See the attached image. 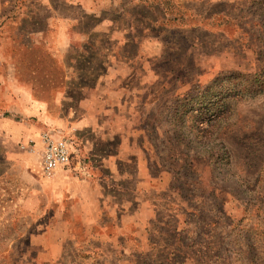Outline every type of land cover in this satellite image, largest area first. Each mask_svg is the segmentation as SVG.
Returning a JSON list of instances; mask_svg holds the SVG:
<instances>
[{"label": "rangeland", "instance_id": "374dc122", "mask_svg": "<svg viewBox=\"0 0 264 264\" xmlns=\"http://www.w3.org/2000/svg\"><path fill=\"white\" fill-rule=\"evenodd\" d=\"M70 1L0 0V119L12 118L19 127L9 134L19 137L28 119L37 121L32 107L44 103L49 113L58 111L64 88L62 114L69 112L79 87L104 69L100 43L120 57L138 54L154 75L142 84L135 124L124 134L145 151L151 175L169 178V200L180 203L172 193L185 199L181 220L188 223L176 237L175 205L163 200L149 225L157 244L130 257L117 242H86L73 218L72 237L45 256L43 235L57 204L40 191V177L49 176L40 151L29 154L16 141L7 155L0 141V264H264V0H97L95 12ZM66 27L83 35L56 47ZM115 31L137 41L117 46ZM63 139L72 158L61 167L76 173L100 164L90 155L99 148L116 152V137L93 141L84 153L76 138ZM115 181L111 195L118 194ZM167 202L175 214L166 211ZM166 241L180 253L162 251Z\"/></svg>", "mask_w": 264, "mask_h": 264}, {"label": "crops", "instance_id": "0c3cea01", "mask_svg": "<svg viewBox=\"0 0 264 264\" xmlns=\"http://www.w3.org/2000/svg\"><path fill=\"white\" fill-rule=\"evenodd\" d=\"M96 1L81 0V3L89 12H95ZM69 2L72 1L69 0ZM103 24L111 28L109 23L103 22ZM125 30L127 31V28ZM62 34L63 37L57 35V39L54 40L56 47L73 43L74 40L71 42V39H79L83 35L67 27L62 30ZM111 40L115 41L117 46H125L129 41H137L133 34L117 31L111 34ZM148 40L150 38L146 39ZM97 49L102 57L101 64L104 69L97 74L91 85L79 87L81 96L74 104H71L69 112L62 114L63 105L60 97L66 89L64 88L58 93V111L49 113L44 103L35 105L32 109L38 117L37 121L28 119L19 137H11L9 134V128L19 127L12 118L0 119V141L5 146L7 155H10L16 141H20L22 147L31 148V152L26 149L29 154H36L35 150L39 151L41 147L39 135L42 132L48 133L53 138L65 137L70 142H75L74 138H76L83 153L91 151L93 141L104 143L111 141L114 137L117 138L115 153L112 154L101 147L96 154H90L100 161V164L94 166L91 172L88 170L76 173L58 167L47 173L49 176L40 177V191L48 202L54 201L57 204V211L53 214L50 229L43 235L46 241L43 249L45 256L59 253L61 242L67 237H72L69 228L73 218H79L81 221L86 242L103 238L117 242L123 253L130 257L147 254L152 248L151 241L157 244L156 239L151 237L149 225L151 219L159 212L160 203L163 200L175 205L176 237L183 230V222L188 223L181 220L183 212L188 213L185 199L179 193H172L174 199L180 203L169 200L167 196V191H171L169 178L166 182L162 176L163 172L155 176L151 175L148 167L149 159L145 151L142 147L139 150L136 143H131L124 134L125 126L135 124L136 116L133 112L137 104L136 99L145 91L142 84L154 75L152 63L142 59L138 54L120 57L110 47L103 46L101 43ZM123 78L140 79V81L133 86L132 82H124ZM25 88L28 89V87ZM150 97L151 93H148L143 103L146 104L145 101ZM122 106L129 111L126 115L119 109ZM8 107H6L7 110ZM129 120L131 123H128ZM130 152H136V154H128ZM128 163L132 164L131 168H126ZM103 168L107 171L105 172ZM102 171L105 175L101 173ZM99 172L101 174H98ZM113 181L116 184L120 183V186L114 185V188L118 190L117 195L114 193L111 195L108 191ZM167 207L169 208H166V211L173 213L170 211L171 206L168 202ZM111 223L112 226H110ZM107 224L111 227L110 229ZM199 224L200 221L197 223L198 227ZM201 224L205 227L204 222ZM57 230L54 241L47 240L51 237V233ZM176 240L178 241V238ZM164 246L166 247L162 251L165 253H180V248L175 242L167 244L166 241L159 245V248Z\"/></svg>", "mask_w": 264, "mask_h": 264}, {"label": "built area", "instance_id": "2783aa9c", "mask_svg": "<svg viewBox=\"0 0 264 264\" xmlns=\"http://www.w3.org/2000/svg\"><path fill=\"white\" fill-rule=\"evenodd\" d=\"M40 143L41 166L45 173H50L58 167L71 163L72 152L63 137L53 138L48 133L43 132Z\"/></svg>", "mask_w": 264, "mask_h": 264}]
</instances>
